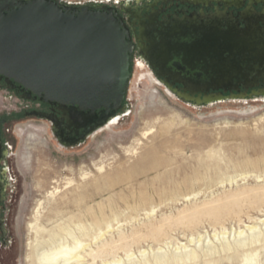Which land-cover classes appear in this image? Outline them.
<instances>
[{"label": "rangeland", "instance_id": "374dc122", "mask_svg": "<svg viewBox=\"0 0 264 264\" xmlns=\"http://www.w3.org/2000/svg\"><path fill=\"white\" fill-rule=\"evenodd\" d=\"M62 1L113 7L133 2ZM131 71L123 108L115 113L112 126L93 131L76 144L61 142L49 120L23 114L33 105L19 103L0 89V118L10 117L1 129L9 151L6 181L13 189L8 204L16 264H27L26 224L54 180H58L54 207L60 221L73 227V220L88 225L94 219L95 229L110 224L108 236L120 247L119 257H124V244L138 255L139 250H156L169 241L183 243L198 233L207 232L217 244L212 233H229L264 218V98H226L197 105L167 93L160 80L157 84L142 76L148 70L140 60H134ZM146 130L150 131L143 136ZM228 177H235V182L229 183ZM70 178L73 182L68 185L65 181ZM153 230L160 232L152 236ZM85 242L86 251L97 245ZM263 244L239 247L229 260L225 254L231 252L212 256L200 252L196 264L213 258L218 260L212 264H242L241 254L252 248L258 249L256 264H264Z\"/></svg>", "mask_w": 264, "mask_h": 264}, {"label": "flooded vegetation", "instance_id": "af4514ba", "mask_svg": "<svg viewBox=\"0 0 264 264\" xmlns=\"http://www.w3.org/2000/svg\"><path fill=\"white\" fill-rule=\"evenodd\" d=\"M113 8L127 25L134 45L131 70L134 60H140L148 70L142 76L160 80L174 94L187 96L197 105L220 100L207 96L264 94V0H133ZM198 75L206 76V81L197 80ZM0 89L19 103L33 105L23 111L24 115L52 117L50 129L64 144H70L73 135L93 121L88 110L43 101L1 74ZM9 120L8 115L0 118V264H16L10 222L13 213L8 204L13 189L6 181L10 178L6 163L9 151L1 129ZM113 122L110 119L109 125ZM21 131L23 139L26 128ZM21 159L19 154L22 165Z\"/></svg>", "mask_w": 264, "mask_h": 264}, {"label": "water", "instance_id": "95a60500", "mask_svg": "<svg viewBox=\"0 0 264 264\" xmlns=\"http://www.w3.org/2000/svg\"><path fill=\"white\" fill-rule=\"evenodd\" d=\"M133 47L116 8L62 0H0V74L43 101L92 115L90 126L79 129L70 144L82 141L123 108ZM196 79L205 82L206 76ZM44 117L53 123L52 117L40 114Z\"/></svg>", "mask_w": 264, "mask_h": 264}, {"label": "bare ground", "instance_id": "6f19581e", "mask_svg": "<svg viewBox=\"0 0 264 264\" xmlns=\"http://www.w3.org/2000/svg\"><path fill=\"white\" fill-rule=\"evenodd\" d=\"M152 80L158 84L155 79ZM166 91L170 93L167 88ZM150 92L153 93V91ZM108 127H110L109 121L98 127L94 132L102 131ZM148 131L150 130L142 132V135H147ZM134 150L132 149V151ZM84 175L85 173L82 174L83 178ZM71 179H65V182L68 185L72 184L73 180ZM227 179L229 183L235 182V177H228ZM223 182L221 180V183ZM52 183V189H48L43 196V200H45H37L36 209L34 208L31 220L26 224L28 239L26 242L25 261L27 264H97V259L100 260V264H196L200 258V252H205L210 256L220 252H231V254H225V258L229 260L234 256L233 250L255 242L264 241V218H258L253 223L244 224L245 226L242 229H233L229 233L226 230L212 233V237L214 241H217V244L211 240L207 232L205 234L198 233L196 236L187 237L186 242L183 243H171L169 241L165 242L164 246H156V250L151 249V247L139 250L138 255H135L129 248L131 245L124 244L122 250L124 257H119L116 255V250L120 247L115 246L108 236L112 228L110 224L107 223L104 229H95L97 221L94 219L88 225L78 219L70 220L73 227L60 221L59 212L54 207L56 194L59 191L58 180H54ZM186 198H189V196H186ZM211 216L212 218L214 217V220L218 218L216 214H211ZM45 222L48 225H45ZM189 222H193V219H189ZM159 232V230H153L150 234L155 236ZM229 237L231 238L230 240ZM119 239H124L122 233H119ZM85 241L95 242L97 245L94 249L89 248L86 251L85 248L89 244ZM133 242H137V239L133 240ZM149 252L150 256H148ZM258 255V249L252 248L243 252L240 260L242 264H256ZM137 256L140 258H137ZM217 260L215 258L205 259L203 264H212Z\"/></svg>", "mask_w": 264, "mask_h": 264}]
</instances>
